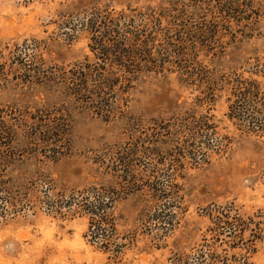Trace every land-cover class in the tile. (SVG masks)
<instances>
[{"label": "rangeland", "instance_id": "obj_1", "mask_svg": "<svg viewBox=\"0 0 264 264\" xmlns=\"http://www.w3.org/2000/svg\"><path fill=\"white\" fill-rule=\"evenodd\" d=\"M227 1L0 0V181L24 188H0V264H107L70 199L109 186L122 264H264V0ZM92 8L146 62L97 55ZM245 83L256 127L231 117ZM202 120L220 149L191 146Z\"/></svg>", "mask_w": 264, "mask_h": 264}, {"label": "trees", "instance_id": "obj_2", "mask_svg": "<svg viewBox=\"0 0 264 264\" xmlns=\"http://www.w3.org/2000/svg\"><path fill=\"white\" fill-rule=\"evenodd\" d=\"M220 3V2H219ZM237 5L232 0H228L227 4H223L222 12H233V8ZM84 10V9H83ZM86 11H84L85 13ZM92 12L87 18V23H89V33L91 34L92 38L91 40L95 42L96 39H94L93 36H100L99 42L97 45H99V48L97 50L98 54L102 57V59L110 58L111 62L120 67H130L128 63L130 60L137 59L141 60V63L146 62V57H149V51L147 49V52L144 50V46L142 42H138L134 46L133 44H126L129 38L124 36L123 38L116 39V34L112 36L111 31L107 32H98V24H100V21L104 18H102L101 15H99V11L95 8H92ZM87 14V12H86ZM106 20V19H105ZM107 24H110L109 22ZM97 25V26H96ZM112 25V24H111ZM146 48V47H145ZM101 84L105 83V85H108L110 82L106 80V78H102L100 80ZM245 82V81H243ZM246 84V83H245ZM239 85L242 86V83L239 82ZM245 92L241 93L238 92L237 94H234V98L236 100H242L244 104L241 103V108L238 107L236 110L235 108H232L230 110V113L232 111V118L236 119L240 123H246L248 126L251 125V127H256V124H254L252 118H251V112H253V108L249 106V103L254 102L258 98L256 97V91L257 88L255 86H250L248 84L245 85L243 88ZM235 103V102H234ZM244 107H246L244 109ZM248 108V109H247ZM252 110V111H251ZM239 114H236V112ZM246 112V114H244ZM255 115V114H253ZM257 115V114H256ZM264 116V114H263ZM248 119V120H247ZM184 131L186 132L187 138L191 141V146L194 145L193 143H200L202 144L203 140H207V142L210 140V144L205 146L206 150L214 148H219V140L211 138L212 137V128H208L207 124L204 123L202 120L200 123L197 121L191 122V124H188L187 126H184ZM252 129V128H251ZM201 141V142H200ZM204 145V143L202 144ZM193 147V146H192ZM23 183H26L24 181ZM20 187L23 188V184L20 182H13L9 181L6 184L0 181V188L2 187V193H5L7 195L12 194L11 191L12 188L17 189ZM128 184V183H127ZM130 185V184H129ZM128 185V186H129ZM24 189V188H23ZM121 189V187H119ZM123 189V188H122ZM131 190V188H130ZM129 189H126L124 187L123 191L130 192ZM24 196V194H23ZM120 199V193L118 188L115 186H109L106 189L102 188H90L88 190H84L82 192H79L77 194H74L70 200H72V204L70 203V207H76L78 209L79 214H83L88 218V229L86 232V238L88 239V242L91 244H96L100 250H102L104 253L108 254V263L107 264H122L121 263V257L123 256V252L127 250L132 243H130L132 240L128 239L125 242H119L118 240V234L116 231V224L115 220L113 218L112 210L113 206L116 203V201ZM11 200V199H10ZM9 203L12 206V211H15L11 214L18 213L16 212V209H14V205L12 202H6ZM39 204L43 205V207L46 209V211L52 216H63V210L66 209L65 206H63L62 202L56 201L53 198L45 197L39 200ZM5 217V216H4ZM223 230L218 231V235L222 234ZM245 230L239 231L244 232ZM237 232H234V235H237ZM194 260V263H193ZM210 260V261H209ZM227 264L226 260H217V259H208L207 262L203 261V257L201 254H198L197 257L189 258L180 254L173 255V258L170 260V264Z\"/></svg>", "mask_w": 264, "mask_h": 264}]
</instances>
